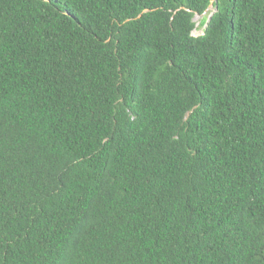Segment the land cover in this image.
Here are the masks:
<instances>
[{"label":"trees","instance_id":"16d2710c","mask_svg":"<svg viewBox=\"0 0 264 264\" xmlns=\"http://www.w3.org/2000/svg\"><path fill=\"white\" fill-rule=\"evenodd\" d=\"M0 264H264V0H0Z\"/></svg>","mask_w":264,"mask_h":264},{"label":"rangeland","instance_id":"374dc122","mask_svg":"<svg viewBox=\"0 0 264 264\" xmlns=\"http://www.w3.org/2000/svg\"><path fill=\"white\" fill-rule=\"evenodd\" d=\"M205 16H206V14L197 19L196 28L193 30L194 35L197 36V35H200L204 32L205 26H201V22Z\"/></svg>","mask_w":264,"mask_h":264},{"label":"water","instance_id":"95a60500","mask_svg":"<svg viewBox=\"0 0 264 264\" xmlns=\"http://www.w3.org/2000/svg\"><path fill=\"white\" fill-rule=\"evenodd\" d=\"M212 4L209 6V8H212ZM209 8L203 13V14H198V13H196L195 14V17H194V21L195 22H197V19L198 18H200V17H202L204 14H206L207 12H208V10H209ZM217 10V6L214 8V10H212V12L208 15V18H207V21H206V23H205V28L207 27V25H208V23L210 22V20H211V18H212V16H213V13L215 12Z\"/></svg>","mask_w":264,"mask_h":264}]
</instances>
